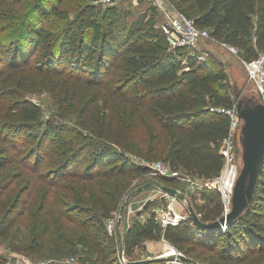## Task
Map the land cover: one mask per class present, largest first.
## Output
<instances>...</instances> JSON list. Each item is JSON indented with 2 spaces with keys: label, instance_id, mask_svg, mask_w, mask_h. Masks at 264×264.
<instances>
[{
  "label": "trees",
  "instance_id": "16d2710c",
  "mask_svg": "<svg viewBox=\"0 0 264 264\" xmlns=\"http://www.w3.org/2000/svg\"><path fill=\"white\" fill-rule=\"evenodd\" d=\"M168 1L211 38L239 49L242 60L264 52V0ZM119 3L0 0V236L30 217L22 225L27 249L48 258L42 264L65 256L120 264V245L126 259H137L145 241L162 239L199 264H264V163L247 212L224 233L200 229L188 217L161 228L152 215L134 216L122 236L107 232L106 222L149 174L145 163L161 161L198 179L219 173L228 121L208 108L236 102L228 72L208 64V54L198 60L196 50L169 46L155 5L121 41ZM38 83L58 88L59 96H67L65 84L85 90L86 100L79 94V106L71 108L79 128L54 115L43 120L40 105L26 97ZM157 180L177 187L174 179ZM187 193L201 221L221 216L217 193ZM64 222L78 228L74 238Z\"/></svg>",
  "mask_w": 264,
  "mask_h": 264
},
{
  "label": "built area",
  "instance_id": "2783aa9c",
  "mask_svg": "<svg viewBox=\"0 0 264 264\" xmlns=\"http://www.w3.org/2000/svg\"><path fill=\"white\" fill-rule=\"evenodd\" d=\"M103 5H114L123 0H99ZM159 14V22L157 27L161 29L166 37L169 46L173 49L186 48L198 50L202 41L208 39L209 32L207 29L198 28L194 21L186 14L176 9L168 0H153ZM220 46L225 48L232 54H237L236 47L225 42H220ZM205 52L199 51L197 59L202 60ZM244 66L245 78L248 83L255 86L264 101V52L250 61H242ZM210 112L224 116L228 121L227 135L222 139L219 147V154L222 158V167L219 173L210 179H198L188 175L180 174V171L172 170L167 164L156 161L145 163L149 167V174L156 178H169L186 182V189L191 192H214L217 193L222 204V215L226 214L231 207L232 188L237 176V158L238 150L236 146V131L239 125V117L237 115L235 103L231 107L210 106ZM161 197L165 198V204L155 203L151 209L153 219L161 228L167 226H176L182 220L187 218L184 214L177 211V200L173 197L161 193ZM199 217V214H197ZM118 215L106 222V229L109 233L115 230ZM226 227H222L221 232H225ZM166 244L165 259L170 264H186L181 262L177 257L181 253L168 241L162 239ZM123 259H126L123 255ZM70 261L76 262V258L71 257ZM120 262V261H119ZM124 264V262H120Z\"/></svg>",
  "mask_w": 264,
  "mask_h": 264
},
{
  "label": "rangeland",
  "instance_id": "374dc122",
  "mask_svg": "<svg viewBox=\"0 0 264 264\" xmlns=\"http://www.w3.org/2000/svg\"><path fill=\"white\" fill-rule=\"evenodd\" d=\"M153 2H154L153 0H123L122 2L118 4V10L120 12H119V16L116 19L115 31L117 35L121 34L120 35L121 41L127 40L126 28L129 27L130 23L133 22V20L136 19V17L140 13L144 11H147V13L150 15L153 13V11L151 10L152 6L154 5ZM1 23H4V22H1ZM220 42H221L220 40L209 37L208 39L200 43L199 49L196 51L197 52L202 51V52H205V54H208L205 56V58L208 59L207 61L208 64L214 67L222 68L225 71L230 72V74H232V76L236 79L240 78V80L243 82L242 86L241 85L238 86L239 88H241L240 93L241 94L245 92L248 93V91L252 88V86L246 81L244 66L242 63L243 60L241 59L239 53L232 54L229 51H227L225 48H222L220 46ZM0 68H4V66L0 65ZM48 86L50 87L43 86L40 83L35 84L34 86L31 87L30 91L26 93V97L30 99L32 102L40 105L42 112H43V120L46 118H50L51 116L54 115L55 118L57 117L58 122H61L70 127L79 128L78 122L80 121V117L79 115L75 114L73 109L71 108H76L77 106H79L80 101H81L79 94L81 96L84 94L83 98L85 100H86L85 95L86 96H89V95H87L86 92H84L85 90L82 87L77 90V89H74V87L69 88V84H65L67 89L68 90L70 89V90L68 91L67 96L65 95L59 96L60 90L58 88L52 86L51 84H49ZM75 94L77 95L76 97L74 96ZM65 98L68 99L66 102L67 104L63 105L61 104V100H65ZM98 104L101 105L103 104V102L99 101ZM42 129H43V125L39 127H33L31 132L32 133L40 132ZM238 155H239V152H238ZM59 158H60L59 156L53 157V160L51 159L52 163L53 164L56 163V160ZM180 174L181 176L184 175L182 172H180ZM157 179L158 178L152 176L151 174H147L143 176L141 179H139L138 181H136L135 184L137 185L140 182L141 184H143L147 181L157 180ZM174 185L177 186L178 188L185 189L186 192H191L186 189V182L177 180V183H175ZM152 189H155V188L152 187ZM13 194H14L13 190L7 194L9 203H10L11 198L13 197ZM52 196H53V193H52ZM39 201L40 200H38L37 203H39ZM151 202H158V203H161L162 205L165 204V201H161V199H157ZM257 202L260 203L261 201L257 199L256 203ZM261 204H262L261 209L259 208L258 209L262 214H264V203L261 202ZM176 206H177L176 207L177 211H180L182 214L185 213L183 205L179 201H177ZM150 208L151 206L149 205L144 210L145 211L148 210V212H150L151 211ZM124 211H125V208H124ZM133 216L134 215L131 213L129 219H132ZM31 220L32 219L30 217H25L24 220L20 222L18 221V225L11 228V230L8 232L6 236H0V260L2 261L1 264H42L44 263L45 259H48L45 256H43L40 252L38 253L36 250L31 251L29 248L27 249L30 242L28 241L27 231L24 230V227L22 225L25 226L26 222L31 221ZM53 223L57 224L55 220H53ZM62 226H63L64 232H66L67 235L71 238H74L75 235L79 231L76 226L69 224V223L64 222ZM115 230H117L116 227H115ZM115 230L111 232L110 234L115 233ZM224 242H225L224 237H221L219 245L223 244ZM139 257L140 255H138V258ZM161 259L163 260L162 264H170L168 262L169 260L166 261V259L163 257ZM117 260H118V257H117ZM57 261H58V264H86V263H79L78 261L72 262L70 261L69 256L61 257Z\"/></svg>",
  "mask_w": 264,
  "mask_h": 264
},
{
  "label": "water",
  "instance_id": "95a60500",
  "mask_svg": "<svg viewBox=\"0 0 264 264\" xmlns=\"http://www.w3.org/2000/svg\"><path fill=\"white\" fill-rule=\"evenodd\" d=\"M227 74L231 91L236 99L235 105L240 120L236 131V146L239 152L237 158L238 169L232 188L231 207L229 211L215 221H201L194 209L191 198L186 191L178 187L164 184L159 180L147 181L131 193V195H134L143 190L154 187L160 193L173 197L179 201L183 205L188 218L193 224L200 229L206 230H221L222 227H228L247 212L264 163V101L260 93L252 84V88L248 93L245 92L241 94V88L238 86H242L243 82L240 78H234L230 72ZM130 196H128L120 205L116 221L117 226L121 222L124 208L127 205ZM117 256L119 261L124 262V264H147L151 261L160 259L148 257L125 261L123 259V249L121 245L119 246ZM177 258L186 264H199L182 254Z\"/></svg>",
  "mask_w": 264,
  "mask_h": 264
},
{
  "label": "crops",
  "instance_id": "0c3cea01",
  "mask_svg": "<svg viewBox=\"0 0 264 264\" xmlns=\"http://www.w3.org/2000/svg\"><path fill=\"white\" fill-rule=\"evenodd\" d=\"M247 81V80H246ZM248 83V82H247ZM250 84V83H249ZM159 195V197H158ZM158 197V198H157ZM157 199H161V201H165V198L161 197V194L158 190L148 188L146 190H143L137 194H134L128 201L124 215L122 216V220L120 224L116 227L117 234L119 236H122L124 234V231L128 228L131 219H129L131 213L138 217L141 220H145L148 218L149 215H151V211L148 212V210L145 209V205L148 202L155 201ZM158 202H152L150 204L152 209V206ZM142 209V210H141ZM133 216V217H134ZM129 219V220H128ZM167 250L166 244L162 241H145L140 248L135 250V255H140L139 258H148V257H159L160 259L165 257V251Z\"/></svg>",
  "mask_w": 264,
  "mask_h": 264
}]
</instances>
